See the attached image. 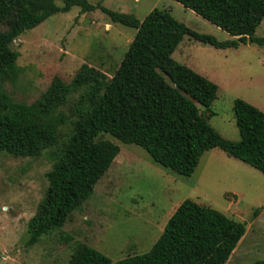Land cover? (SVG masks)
Instances as JSON below:
<instances>
[{
	"label": "trees",
	"instance_id": "16d2710c",
	"mask_svg": "<svg viewBox=\"0 0 264 264\" xmlns=\"http://www.w3.org/2000/svg\"><path fill=\"white\" fill-rule=\"evenodd\" d=\"M56 1L0 0V153L35 157L49 150L51 161L43 198L25 226L26 246L60 229L90 198L119 152L100 135L139 147L153 163L182 177H190L201 155L213 148L264 176V113L234 99L238 140L223 139L202 115L215 98L216 86L171 58L184 35L215 49L262 43L254 32L264 18V0H172L228 34L227 41L195 33L158 9L138 21L86 0H59L60 6ZM72 7L79 13L98 9L111 23L135 30L112 76L107 79L82 65L67 85L53 78L32 104L11 103L3 84L13 83L17 76L12 42ZM77 92L80 95L68 110L73 117L70 132L52 152L58 129L68 118L57 109ZM244 231L242 223L185 199L147 252L111 262L95 249L77 244L66 264H225Z\"/></svg>",
	"mask_w": 264,
	"mask_h": 264
},
{
	"label": "rangeland",
	"instance_id": "374dc122",
	"mask_svg": "<svg viewBox=\"0 0 264 264\" xmlns=\"http://www.w3.org/2000/svg\"><path fill=\"white\" fill-rule=\"evenodd\" d=\"M86 1L131 14L138 21L152 9L166 11L195 33L217 41L231 39L172 0ZM134 33L132 28L111 23L98 9L79 13L72 7L56 13L12 42L17 76L13 83L3 84V92L11 103L30 105L53 78L67 85L82 65L108 79ZM254 36L264 38V18ZM171 58L216 86L215 98L202 115L223 139L238 140L234 99L264 113V42L224 50L184 35ZM79 95L70 94L67 103L57 109L68 118L58 129L52 152L58 151L70 132L73 117L68 110ZM98 138L115 144L118 154L90 198L70 213L60 229L32 246L25 245V226L47 187L44 176L51 168L49 150L35 157L0 153V264H66L77 244L95 249L111 262L143 254L185 199L244 225V234L225 264H264L263 175L215 149L216 154L206 151L201 155L190 177H182L153 163L137 146L122 144L108 134Z\"/></svg>",
	"mask_w": 264,
	"mask_h": 264
},
{
	"label": "crops",
	"instance_id": "0c3cea01",
	"mask_svg": "<svg viewBox=\"0 0 264 264\" xmlns=\"http://www.w3.org/2000/svg\"><path fill=\"white\" fill-rule=\"evenodd\" d=\"M263 39H264V38H263ZM263 42H264V41H263ZM263 42H262V43H263ZM255 44H256V43H255ZM259 44H260V43H259ZM249 45H250V44H249ZM241 46H247V45H238L237 48H228V49H238V48L241 47ZM224 50H226V49H224ZM215 149H216V148H213V149H210V150H208V151H211L212 153H215V154H216L217 152H216ZM205 152H206V151H205ZM205 152H204V153H205ZM198 162H199V161H198ZM195 168H196V167H195ZM227 194H231V195H233V196H235V197L237 198L236 194L233 193V192H228ZM174 209H175V208H174Z\"/></svg>",
	"mask_w": 264,
	"mask_h": 264
}]
</instances>
